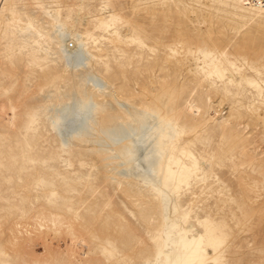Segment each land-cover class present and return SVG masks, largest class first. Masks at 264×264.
<instances>
[{"label":"rangeland","instance_id":"1","mask_svg":"<svg viewBox=\"0 0 264 264\" xmlns=\"http://www.w3.org/2000/svg\"><path fill=\"white\" fill-rule=\"evenodd\" d=\"M183 226L264 264V0H0V264H157Z\"/></svg>","mask_w":264,"mask_h":264},{"label":"bare ground","instance_id":"2","mask_svg":"<svg viewBox=\"0 0 264 264\" xmlns=\"http://www.w3.org/2000/svg\"><path fill=\"white\" fill-rule=\"evenodd\" d=\"M175 131L176 130L173 128V132ZM159 136H166L168 138V142L165 143V145L170 152L171 148L173 147L174 137L173 134L170 133L168 127L164 130H161L159 132ZM138 142H140V146L143 148V152L138 156L132 157V160L137 161L140 158H143L147 161V164L145 166L139 167V174L141 176L149 178L151 184L160 192L162 191L165 193H169L170 190L167 189L166 184H164L163 177L160 178L157 175L153 164L148 161V157L152 154L150 147L153 143V140H138ZM169 152L166 154V162L163 165L162 173L163 175H165V173H170L173 176H176L177 170L173 169L168 162L170 159ZM173 201L174 199L171 197L169 201L170 208L173 207ZM190 231L191 229L185 226L181 227V232L179 233H176L174 231V228L167 230L166 227H163L160 235L161 246L158 251L159 260L157 264H206L208 254L206 253V250L203 246V237L196 235L192 236L190 235ZM70 239L72 240V242H75L80 239V236H78L75 232H71ZM83 252L84 251L80 253L82 254ZM73 253L74 252L71 250V248L68 247L67 254H64L62 252L61 257L64 258V256L66 255V257H68V260L71 261L70 259L73 256Z\"/></svg>","mask_w":264,"mask_h":264},{"label":"built area","instance_id":"3","mask_svg":"<svg viewBox=\"0 0 264 264\" xmlns=\"http://www.w3.org/2000/svg\"><path fill=\"white\" fill-rule=\"evenodd\" d=\"M67 49H72L75 47V42L72 40H69V42L66 45Z\"/></svg>","mask_w":264,"mask_h":264}]
</instances>
